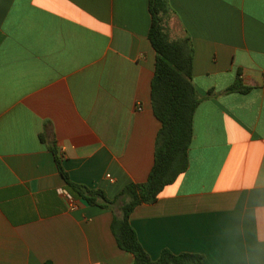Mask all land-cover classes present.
I'll return each instance as SVG.
<instances>
[{"label":"crops","instance_id":"crops-1","mask_svg":"<svg viewBox=\"0 0 264 264\" xmlns=\"http://www.w3.org/2000/svg\"><path fill=\"white\" fill-rule=\"evenodd\" d=\"M172 40L193 46L189 167L130 225L151 260L264 264V0H169ZM150 0H0V264H135L109 209L153 169ZM251 88L227 93L237 80ZM69 193V192H68Z\"/></svg>","mask_w":264,"mask_h":264},{"label":"trees","instance_id":"trees-1","mask_svg":"<svg viewBox=\"0 0 264 264\" xmlns=\"http://www.w3.org/2000/svg\"><path fill=\"white\" fill-rule=\"evenodd\" d=\"M150 14L152 24L149 40L156 52L151 101L161 129L156 142L154 166L148 180L142 184L126 186L110 201L102 190L73 183L60 162L59 171L73 198L103 209L119 204L121 215L114 217L112 232L119 248L135 257V264H203L202 255H176L170 251H163L157 261L151 260L130 225L131 214L138 206L156 203L163 190L188 170L194 116L201 102L193 83L191 40H172L169 35L168 23L173 16L169 0H150ZM250 89L238 79L226 92L246 94Z\"/></svg>","mask_w":264,"mask_h":264},{"label":"built area","instance_id":"built-area-1","mask_svg":"<svg viewBox=\"0 0 264 264\" xmlns=\"http://www.w3.org/2000/svg\"><path fill=\"white\" fill-rule=\"evenodd\" d=\"M62 194H64L66 196V198L68 199V201L70 202L71 208L75 209V205H74V201H73L72 196L66 191H62Z\"/></svg>","mask_w":264,"mask_h":264}]
</instances>
